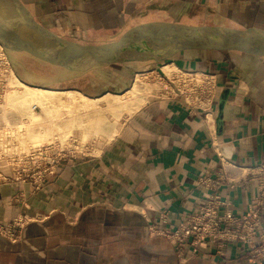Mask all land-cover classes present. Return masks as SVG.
Segmentation results:
<instances>
[{
	"label": "crops",
	"instance_id": "1",
	"mask_svg": "<svg viewBox=\"0 0 264 264\" xmlns=\"http://www.w3.org/2000/svg\"><path fill=\"white\" fill-rule=\"evenodd\" d=\"M18 1L39 24L79 43L110 41L148 21L264 30V0ZM166 60L214 73L211 104L190 110L172 91L151 96L92 155L62 161L39 190L0 181V223L31 217L15 239L0 235V264H264L250 261L241 242L194 252L186 242L179 252L151 231L177 226L215 196L237 213L254 206L264 166V55L188 49ZM46 65L57 72L40 73V84L87 98L118 93L132 76L123 62L78 71ZM6 119L0 112V127L12 126ZM258 216L264 234V196Z\"/></svg>",
	"mask_w": 264,
	"mask_h": 264
},
{
	"label": "rangeland",
	"instance_id": "2",
	"mask_svg": "<svg viewBox=\"0 0 264 264\" xmlns=\"http://www.w3.org/2000/svg\"><path fill=\"white\" fill-rule=\"evenodd\" d=\"M2 2L4 3H1L0 7L10 5L7 0ZM23 30L25 27L21 29ZM21 35L26 38V34ZM1 46L6 57L4 66L8 71L9 87L0 102V112L6 117H11V120H5L6 124L15 126L14 131L9 135L10 143L7 151L27 149L35 143L46 142L54 136L63 139L71 135L75 145H87L91 153L86 156L92 155L101 144L115 134L123 119L146 99L168 92L165 74L169 75L176 70L166 58L159 61L149 59L125 62L123 66L131 70L132 76L123 90L115 94L87 98L77 92L56 91L53 85H49L52 87L50 88L40 84L43 79L39 77L40 73L52 74L54 71L57 72V69L47 66L28 53L11 51L9 47L6 48L2 44ZM165 64L170 65L164 67ZM1 65L3 66L2 62L0 68ZM136 76L141 82L135 84L133 91L135 95L126 99L124 91L128 90ZM23 83L45 87L41 90H33ZM62 85L64 84L61 83L56 87ZM5 141L6 139H2L0 143L4 145ZM80 157L77 155V158ZM0 170L7 171L3 167H0Z\"/></svg>",
	"mask_w": 264,
	"mask_h": 264
},
{
	"label": "built area",
	"instance_id": "3",
	"mask_svg": "<svg viewBox=\"0 0 264 264\" xmlns=\"http://www.w3.org/2000/svg\"><path fill=\"white\" fill-rule=\"evenodd\" d=\"M5 56L0 48V101L9 87L8 71L5 68ZM170 93L179 96L190 110L205 109L215 96L217 78L214 73L203 70H184L176 68L169 75L165 74ZM15 126L0 127V181H28L34 190H39L43 184L57 171L59 164L68 158H77L90 154L87 145H75L73 136L61 139L54 136L42 143H35L27 149L9 150V135ZM2 137V138H1ZM6 146V147H5ZM7 151V154H5ZM258 192L254 198L252 208L246 213L232 211L227 202L217 196L209 198L194 214L177 226L158 230L151 227L152 232H158L172 241L180 252L181 245L189 242L191 252L197 247H205L210 242H217L218 247L229 242H241L244 249L252 253L249 259L257 262L264 258V234L258 230L259 206L264 196V166L259 173ZM165 219L164 216H162ZM31 219L26 213H18L12 220L0 223V235L13 240L17 237V230Z\"/></svg>",
	"mask_w": 264,
	"mask_h": 264
},
{
	"label": "water",
	"instance_id": "4",
	"mask_svg": "<svg viewBox=\"0 0 264 264\" xmlns=\"http://www.w3.org/2000/svg\"><path fill=\"white\" fill-rule=\"evenodd\" d=\"M1 3L4 2L0 6ZM21 34H26V38ZM0 43L11 51H23L46 63L78 71L96 64L159 61L188 49L237 50L264 55V30L148 21L129 26L110 41L79 43L42 26L18 0H12L9 6L0 7Z\"/></svg>",
	"mask_w": 264,
	"mask_h": 264
},
{
	"label": "bare ground",
	"instance_id": "5",
	"mask_svg": "<svg viewBox=\"0 0 264 264\" xmlns=\"http://www.w3.org/2000/svg\"><path fill=\"white\" fill-rule=\"evenodd\" d=\"M40 39H41V41L44 43V44H47V40L45 39V38H41L40 37ZM39 39V40H40ZM0 47L2 48V46H1V44H0ZM15 74V73H14ZM137 76H138V74H137ZM135 77L134 78V80H133V82H132V85L129 87V89L127 90V91H125L124 93L126 94V99H129V98H131L132 96H134L135 94H134V89H135V84H136V82H141V80L138 78V77ZM26 87H28V88H31V89H33V90H41V89H44V87L45 86H43V87H41V86H39V85H33V86H29L28 84H25V83H23ZM66 92H69V91H66Z\"/></svg>",
	"mask_w": 264,
	"mask_h": 264
}]
</instances>
